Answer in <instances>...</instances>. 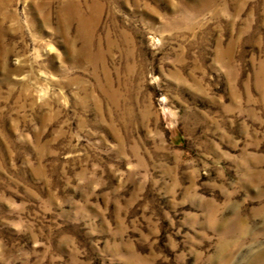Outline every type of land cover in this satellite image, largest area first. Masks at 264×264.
Returning a JSON list of instances; mask_svg holds the SVG:
<instances>
[{
    "label": "rangeland",
    "instance_id": "obj_1",
    "mask_svg": "<svg viewBox=\"0 0 264 264\" xmlns=\"http://www.w3.org/2000/svg\"><path fill=\"white\" fill-rule=\"evenodd\" d=\"M0 264H264V0H0Z\"/></svg>",
    "mask_w": 264,
    "mask_h": 264
},
{
    "label": "bare ground",
    "instance_id": "obj_2",
    "mask_svg": "<svg viewBox=\"0 0 264 264\" xmlns=\"http://www.w3.org/2000/svg\"><path fill=\"white\" fill-rule=\"evenodd\" d=\"M75 9V8H74Z\"/></svg>",
    "mask_w": 264,
    "mask_h": 264
}]
</instances>
